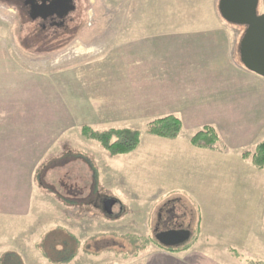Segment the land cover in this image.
I'll list each match as a JSON object with an SVG mask.
<instances>
[{"label":"rangeland","instance_id":"374dc122","mask_svg":"<svg viewBox=\"0 0 264 264\" xmlns=\"http://www.w3.org/2000/svg\"><path fill=\"white\" fill-rule=\"evenodd\" d=\"M75 2L76 10L70 15L68 30L59 28L54 34L55 29L43 30L39 21H33L17 3L0 0V107L18 109L0 112V127L3 131L10 127L12 131L10 135H1L0 155L14 157L13 153H19L35 157L32 163L35 162L38 168L35 177L37 187L54 197L63 195L61 198L65 202L85 212V218L87 214L98 211L100 218L114 221L103 224L104 221L100 220V237L111 236L118 243L114 246L111 241L108 249H104V242L97 245L94 250L100 252V261L94 259L91 262L128 264V260L120 257H124L125 252L133 254L137 248L140 249L145 238H155L158 214L161 213L164 219L170 209L176 214L175 223L192 232L190 237L193 239V236H202L199 234L204 220L209 223L214 218L221 219L220 215L213 217V212L223 216L236 215L248 211L241 207L242 201L256 203L263 200L264 171L260 172L250 161L244 160L242 153L254 151L264 139V109L257 112L252 108L259 101L264 102V77H242L229 66L228 74H224L222 79L211 73L208 78L204 74L200 79V76L193 78L189 75L191 66L188 69L183 66L182 73L187 79L171 80L167 86L170 90L163 92L171 94L177 91L174 97L169 96L173 103L170 109L172 106L182 109L175 115L182 119L183 129L177 139L171 140L154 136L146 130L150 121L163 116L166 111L140 110L143 106L139 108V104L134 103L136 98L124 94V90L139 91V83L143 81L138 77L142 74L134 73L137 70L132 65V78L124 79L126 72L120 70L124 65L122 58L108 55L120 50L122 43L116 32L108 30V25L164 24L176 26L179 30H193L201 25L226 24L228 22L218 10L219 0ZM258 13H264V0L259 1ZM35 31H39L44 39L41 36L35 41ZM243 31L244 28L239 26L237 30L228 32L230 49L234 38L238 39ZM196 34L201 37L196 38ZM207 34L210 33H175V45L193 52L196 41H202L201 38L205 39ZM45 38L50 40L45 42ZM166 43L163 44L164 53L158 57L162 67L158 80L144 83L158 85L171 77L172 68L168 66L171 57L167 55L172 56V53ZM194 56H189L187 61L193 62L190 57ZM236 58L240 59L239 52ZM229 87L240 94L237 101H227V107H233L234 111L229 108L227 112L220 111L213 97L206 100L195 97L197 92L205 94L208 90L219 91ZM241 89L243 92H238ZM224 98L230 99L229 96ZM238 118L242 125L235 123ZM209 120H214L211 125L217 128L227 151L219 153L192 144L193 135L209 126ZM84 125L95 126L96 129H140L141 144L130 154L112 156L101 144L81 135ZM28 131L30 135L26 134ZM80 156L82 159H77L75 164H81L83 168L93 165L95 169L96 166L98 177L92 178V172H86L88 174L85 173L84 180L78 184L75 177L70 182L61 181L63 173L52 172L51 180L48 178L50 183L45 182L43 176L50 167L58 170L65 158ZM62 185L66 186V193H63ZM191 185L196 186V191L189 193ZM252 185H259L258 195L257 188L253 192ZM105 196L119 200L123 212L113 218L107 217L101 204ZM120 210L118 204L112 208L114 213ZM166 226L167 223L161 221V228ZM224 245L229 246L227 241ZM196 246L208 252L203 245ZM157 247L152 243L138 256L124 258H131V264H141L143 255ZM87 248L92 250V245L88 244ZM230 250L233 255L229 252L222 255L225 253L220 249L212 254L227 264H245V261L247 264H264V257L240 251L236 254L233 247Z\"/></svg>","mask_w":264,"mask_h":264},{"label":"crops","instance_id":"0c3cea01","mask_svg":"<svg viewBox=\"0 0 264 264\" xmlns=\"http://www.w3.org/2000/svg\"><path fill=\"white\" fill-rule=\"evenodd\" d=\"M108 27L109 31L116 32L118 37L121 38V49L123 50L120 49L112 53L109 51L110 54L108 55L122 58L121 62L124 65L121 66L120 70L126 72L123 78H132V65L136 66L137 71L134 73L142 74L138 77L139 81H143V83H139L138 92L124 90V94L136 98L133 101L135 104H139V108L143 106L140 110L166 111V114H162L163 116L180 114L181 108L172 106L175 110L170 109L173 103L169 100V96L174 97L177 91H172L171 94L163 92L170 90L167 86L170 85L171 80L175 82L179 77L180 79L181 77L187 79L186 74L182 73L183 66L187 69L191 66L192 73H189V75L191 74L190 76H193V78L200 76V79H202L204 74H207L206 77L208 78L211 73L217 75L216 78L222 79L224 74H228L229 66L242 77L259 78V75L247 70L241 64L240 59L236 58L237 48L243 32L238 39L237 37L234 38L232 49L229 48L228 32L237 30L238 25L228 23L201 25L194 27L193 30H179L176 26L164 24H111ZM164 32H167V34H164ZM178 32L210 34L205 35V39L201 38L202 41H196L193 52H190L189 49L175 45L177 42L175 33ZM164 36H167V38H164ZM198 36L200 35L196 34V38L201 37ZM165 40L167 43L164 42ZM165 43L172 53V56L167 55V57H171L170 62H168V66L172 68L171 77L166 78V80L163 79L158 85L156 83L153 85V82L144 83L147 80H158V74L161 73L160 70L162 69L158 57L164 53L163 44ZM193 54L195 56L190 57L193 62L187 61L188 57ZM158 64L160 66H157ZM166 68L167 66H165ZM182 80L184 81V79ZM238 92L242 93L243 90H238ZM179 94L184 96L181 92ZM256 95H259V93L256 92ZM225 96H229L230 99L225 100ZM238 96L240 94L236 93L231 87L219 91L208 90L205 94L202 92L195 93V97L201 100L213 97L218 109L224 112H227L228 108L234 111L233 107H227V101H237L236 97ZM150 105H153V107ZM252 108H256L257 110H254L260 112L264 109V102L259 101ZM13 111H18V109L8 110L0 107V112L3 113ZM236 120V124H243L239 121V118ZM213 121L209 120L207 124L215 127L211 125ZM33 123L35 124V122ZM214 124H217V122ZM2 128L0 127V137L1 135L3 137L7 134L10 135L9 133L12 134V131L9 130L10 127L5 131ZM27 133L31 134L30 131ZM13 154L14 157L0 155V264H93L91 261H94V259L98 261L101 256L98 250H94L97 245L100 246L104 242V249H108L107 246L111 241L114 246L118 243L115 237V239L111 236L100 237L102 234L99 231L100 220L104 221L103 224L113 223L114 221H109L104 217V219L100 218L98 211L87 214V218H85V212L78 210V206L65 202L61 198L63 195L54 197L45 193L46 191L35 184V177L38 172L37 164L32 163L35 157L31 158L30 155L25 157V155L19 153ZM58 154L63 155L59 152ZM77 159H82V156L79 158H65L66 161L58 167L59 171L54 167H50L44 173L45 182L50 183L49 179L54 174L52 172L57 174L62 172L63 178L61 181L70 182L75 177L74 181L78 184L82 183L86 172H92V178L95 175L98 177V172L92 167L93 165L89 168H83L81 164H75L78 161ZM259 171H264V169ZM97 181L99 180L97 179ZM190 182L192 183L191 180ZM252 186L254 187L253 192L257 188L256 193L258 195L259 185ZM62 187L65 190L63 193H66V186L62 185ZM188 191L189 193L196 191V186L191 185ZM106 197L109 198V196L104 198ZM36 199L38 202L35 201ZM240 205L242 208L248 209L247 213L239 212L236 215L229 216L226 214V216H223L221 213L213 212V217L220 215L221 219L214 218L209 223L204 220L203 230L201 229L199 234L202 236H198L195 245L189 250L170 252L160 247L150 249L143 255L144 259L141 264H227L212 253L220 249L221 251L224 250L225 254L222 255H226V252L233 255L230 250L231 247L234 248L236 254L240 251V253L248 252L253 256L264 257V199L256 201V203L254 201H242ZM256 208L257 211L255 212ZM94 215L96 216L93 217ZM201 223L202 220L198 227L201 226ZM190 233V236L193 235L192 232ZM225 241L229 246L224 245ZM88 244L92 245V250L87 248ZM198 244L206 247L208 252L196 246ZM238 256L242 255L239 254ZM242 257L244 258V256ZM120 258L125 261L128 260V264H131V258ZM85 260L87 263H85ZM244 263L247 264L246 261ZM95 264H98V262Z\"/></svg>","mask_w":264,"mask_h":264},{"label":"trees","instance_id":"16d2710c","mask_svg":"<svg viewBox=\"0 0 264 264\" xmlns=\"http://www.w3.org/2000/svg\"><path fill=\"white\" fill-rule=\"evenodd\" d=\"M35 41L41 38V33L35 31ZM42 39L43 36H42ZM45 42L49 41V38H45ZM28 42V38H27ZM183 129V121L175 114H168L162 117L153 119L147 124V132L157 137L165 139H177ZM81 135L87 140H94L101 144V146L112 156L126 155L136 151L142 139V131L140 129H134L130 127L116 128L110 127L106 129H96L91 125H84L81 128ZM191 142L194 146L199 148H206L216 150L219 152L227 151V146L220 137L218 131L213 126H207L203 130H199L191 138ZM242 158L246 161H250L256 169L264 168V139L258 143L254 151H246L242 153ZM95 171L98 172L95 166ZM107 217H115L106 213ZM117 216V215H116ZM198 237L190 238L187 242L177 246H166L160 243L156 238H145L142 242L143 246L132 254L125 252L124 257L138 256L142 250L148 248L152 243H155L159 247L166 249L170 252H181L189 250ZM134 243V242H133ZM144 247V248H143ZM236 253V252H235Z\"/></svg>","mask_w":264,"mask_h":264},{"label":"water","instance_id":"95a60500","mask_svg":"<svg viewBox=\"0 0 264 264\" xmlns=\"http://www.w3.org/2000/svg\"><path fill=\"white\" fill-rule=\"evenodd\" d=\"M259 1L219 0L218 10L226 22L244 27L238 46L240 62L247 70L264 77V13H258ZM68 4L70 7L67 12L75 9L73 0H69ZM117 204L120 205L121 210L114 213L112 208ZM103 207L110 215L119 214L123 210L119 200L113 197L107 198L103 202ZM190 234L188 230L170 229L159 232L156 237L163 245L177 246L186 242Z\"/></svg>","mask_w":264,"mask_h":264},{"label":"flooded vegetation","instance_id":"af4514ba","mask_svg":"<svg viewBox=\"0 0 264 264\" xmlns=\"http://www.w3.org/2000/svg\"><path fill=\"white\" fill-rule=\"evenodd\" d=\"M12 2L17 3L20 5L21 10L25 11L28 16L33 21H39L38 24L41 26L43 30H48L49 28L55 29L54 34H56L57 29L63 28L65 30H68L69 23L68 21L71 20V13L76 10V2L73 0V4L75 5V9L67 12L68 8L70 7L68 4L69 0H10ZM67 12V13H66ZM68 14V15H66ZM35 16V18H33ZM63 16V17H62ZM244 28V27H243ZM108 197L104 198L102 200V208L103 202ZM123 211V210H122ZM106 213V211L104 210ZM121 214V213H119ZM110 215V214H109ZM112 216L118 215V214H111ZM158 223L156 227L154 228L155 232V238L157 239V234L161 231L170 230V229H184L180 223H175L174 219L176 217V214L174 213L173 209H170L168 211V214L165 215L164 219L162 217V214H158ZM161 221H165V224L167 223L166 228H161ZM169 224V225H168ZM175 224V226H173ZM173 226L174 228H172ZM185 243V242H184ZM182 243V244H184ZM181 245V244H180Z\"/></svg>","mask_w":264,"mask_h":264}]
</instances>
